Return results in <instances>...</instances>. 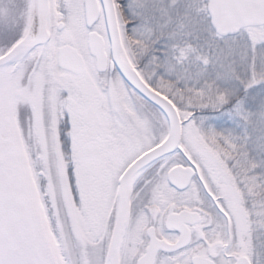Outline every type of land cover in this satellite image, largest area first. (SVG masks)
I'll list each match as a JSON object with an SVG mask.
<instances>
[{
  "label": "snow or ice",
  "instance_id": "snow-or-ice-1",
  "mask_svg": "<svg viewBox=\"0 0 264 264\" xmlns=\"http://www.w3.org/2000/svg\"><path fill=\"white\" fill-rule=\"evenodd\" d=\"M0 264H264V0H0Z\"/></svg>",
  "mask_w": 264,
  "mask_h": 264
}]
</instances>
